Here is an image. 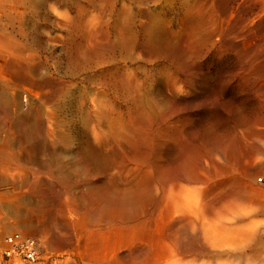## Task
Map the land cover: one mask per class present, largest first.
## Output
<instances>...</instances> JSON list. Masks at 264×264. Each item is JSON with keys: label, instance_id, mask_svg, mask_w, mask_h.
I'll return each mask as SVG.
<instances>
[{"label": "rangeland", "instance_id": "1", "mask_svg": "<svg viewBox=\"0 0 264 264\" xmlns=\"http://www.w3.org/2000/svg\"><path fill=\"white\" fill-rule=\"evenodd\" d=\"M0 134L46 264H264V0H0Z\"/></svg>", "mask_w": 264, "mask_h": 264}, {"label": "built area", "instance_id": "2", "mask_svg": "<svg viewBox=\"0 0 264 264\" xmlns=\"http://www.w3.org/2000/svg\"><path fill=\"white\" fill-rule=\"evenodd\" d=\"M0 257L8 262L22 264H46L49 258H42L37 238L21 230L3 236L0 240Z\"/></svg>", "mask_w": 264, "mask_h": 264}, {"label": "bare ground", "instance_id": "3", "mask_svg": "<svg viewBox=\"0 0 264 264\" xmlns=\"http://www.w3.org/2000/svg\"><path fill=\"white\" fill-rule=\"evenodd\" d=\"M89 161H91V162H93L98 168L99 167H101V162H102V159H101V157H100V155L99 154H94V153H92V154H90L89 155ZM98 161H101L100 163L98 162ZM113 194V193H112ZM119 195V194H118ZM126 195H125V193H123L122 192V195L120 196V198H119V200L121 201H126L127 200V198L125 197ZM125 203H127V201L125 202ZM157 258L159 257V256H156Z\"/></svg>", "mask_w": 264, "mask_h": 264}, {"label": "crops", "instance_id": "4", "mask_svg": "<svg viewBox=\"0 0 264 264\" xmlns=\"http://www.w3.org/2000/svg\"><path fill=\"white\" fill-rule=\"evenodd\" d=\"M4 134H0V140H2V136H3ZM4 147H5V142H3V141H0V150L1 149H4Z\"/></svg>", "mask_w": 264, "mask_h": 264}]
</instances>
